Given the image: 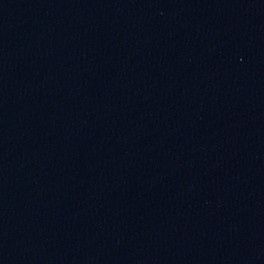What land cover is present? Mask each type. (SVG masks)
I'll use <instances>...</instances> for the list:
<instances>
[{"label": "water", "instance_id": "water-1", "mask_svg": "<svg viewBox=\"0 0 264 264\" xmlns=\"http://www.w3.org/2000/svg\"><path fill=\"white\" fill-rule=\"evenodd\" d=\"M16 0H0V38L13 11Z\"/></svg>", "mask_w": 264, "mask_h": 264}]
</instances>
